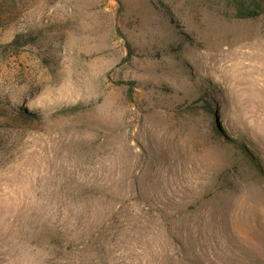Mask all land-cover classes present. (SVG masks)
<instances>
[{
  "label": "rangeland",
  "instance_id": "obj_1",
  "mask_svg": "<svg viewBox=\"0 0 264 264\" xmlns=\"http://www.w3.org/2000/svg\"><path fill=\"white\" fill-rule=\"evenodd\" d=\"M0 264H264V0H0Z\"/></svg>",
  "mask_w": 264,
  "mask_h": 264
},
{
  "label": "trees",
  "instance_id": "obj_2",
  "mask_svg": "<svg viewBox=\"0 0 264 264\" xmlns=\"http://www.w3.org/2000/svg\"><path fill=\"white\" fill-rule=\"evenodd\" d=\"M256 10H259V11H256V13H252V14H249V13H244L242 16L243 17H247V16H259L262 11H263V7L261 4H256ZM20 36H18V39H16L15 41H13V44H18V40H19ZM74 109V107L72 108Z\"/></svg>",
  "mask_w": 264,
  "mask_h": 264
}]
</instances>
